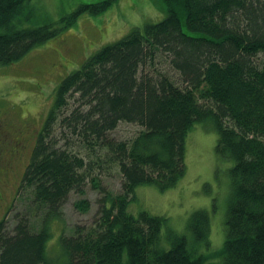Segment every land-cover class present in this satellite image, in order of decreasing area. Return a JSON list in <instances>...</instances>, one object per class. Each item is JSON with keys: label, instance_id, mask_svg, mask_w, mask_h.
Here are the masks:
<instances>
[{"label": "trees", "instance_id": "trees-1", "mask_svg": "<svg viewBox=\"0 0 264 264\" xmlns=\"http://www.w3.org/2000/svg\"><path fill=\"white\" fill-rule=\"evenodd\" d=\"M29 1L0 0V66L113 0L81 4L58 25L24 26L18 16ZM162 1V20L102 46L55 87L15 202L0 220V264H56L46 253L50 224L71 191L82 195L74 206L89 209L87 181L101 194L98 208L88 226L60 236L63 264H264V0ZM121 122L140 129L116 138L110 133ZM196 122L213 125L216 154L231 163L215 263L198 251L208 212L192 215V240L172 233L167 244L166 217L128 211L137 186L164 190L184 175L185 138ZM113 165L121 175L117 193L98 180ZM41 217L42 224L31 221Z\"/></svg>", "mask_w": 264, "mask_h": 264}, {"label": "rangeland", "instance_id": "rangeland-1", "mask_svg": "<svg viewBox=\"0 0 264 264\" xmlns=\"http://www.w3.org/2000/svg\"><path fill=\"white\" fill-rule=\"evenodd\" d=\"M98 1L101 0H31L23 6L18 18L24 26L49 22L58 25L61 17L70 14L79 5ZM165 15L166 6L162 0H113L109 7L98 14L81 12L68 27L34 47L22 59L0 66V130L10 139L15 137L16 132L23 138H19L22 141L17 154L20 158L12 161L15 178H8L0 167V220L7 216L11 203L15 202L13 196L30 159L37 133L53 102L55 87L63 77L80 67L87 57L102 46L120 39L134 27L143 28L147 23L158 22ZM157 68L167 70L177 78V73L169 70L167 64L157 63ZM139 129L137 125L121 122L110 134L127 139ZM215 144L213 125L210 122H196L185 138L184 175L174 186L164 190L154 184L137 186L128 207L134 216L146 210L150 214L166 217L161 235L165 236L164 242L167 244L169 240L166 236L172 233L183 234L192 240L188 228L192 215L196 211L208 212L207 239L198 246V251L215 256L209 260L214 263L219 261L223 248L231 183V163L218 157ZM98 180L110 193L120 190L121 175L115 165L110 167L108 174L102 173ZM84 192L90 202L87 211H80L74 206L82 195L71 191L62 206L61 216L50 224L46 253L56 264L65 261L60 254V236L72 235L77 227L88 226L97 211L101 195L98 189L87 181ZM15 207L22 208L19 205ZM31 221L35 225L42 224L43 217L31 218Z\"/></svg>", "mask_w": 264, "mask_h": 264}, {"label": "flooded vegetation", "instance_id": "flooded-vegetation-1", "mask_svg": "<svg viewBox=\"0 0 264 264\" xmlns=\"http://www.w3.org/2000/svg\"><path fill=\"white\" fill-rule=\"evenodd\" d=\"M14 136L15 137L10 139L6 134L2 133V130H0V162L3 163L1 164V168L4 174L11 180L15 178V171L12 170V161L18 159L17 154L20 148L19 144L22 142L19 141V138L23 139L17 132ZM8 139L10 140L8 141Z\"/></svg>", "mask_w": 264, "mask_h": 264}]
</instances>
